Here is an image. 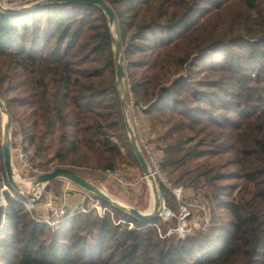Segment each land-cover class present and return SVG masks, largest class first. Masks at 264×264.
I'll list each match as a JSON object with an SVG mask.
<instances>
[{
	"label": "trees",
	"instance_id": "obj_1",
	"mask_svg": "<svg viewBox=\"0 0 264 264\" xmlns=\"http://www.w3.org/2000/svg\"><path fill=\"white\" fill-rule=\"evenodd\" d=\"M107 1L135 114L155 134L168 184L202 193L211 225L182 239L166 235L176 219L142 223L95 196L111 213L80 212L56 230L5 191L0 264H264V0ZM0 98L41 172L138 163L99 6L0 11ZM3 161L0 140L7 182ZM161 191L178 209L171 189Z\"/></svg>",
	"mask_w": 264,
	"mask_h": 264
},
{
	"label": "water",
	"instance_id": "obj_2",
	"mask_svg": "<svg viewBox=\"0 0 264 264\" xmlns=\"http://www.w3.org/2000/svg\"><path fill=\"white\" fill-rule=\"evenodd\" d=\"M55 3H78V4H88V5H96L99 6L103 12L106 14L108 18V23L112 32V42H113V51H114V61L116 65V83L119 88V93L121 97V106L123 109V114L126 122L127 132L130 139V144L132 150L140 163L142 172L144 177H147L148 180L151 181V187L153 190L154 196V205L151 211L140 210L136 207L131 206L130 204H126L124 202H118L115 196H112L110 193L106 192L103 188L93 184L92 182L85 179L75 170L69 167H56L51 171L43 172L38 177L33 180L34 185L42 184V190L45 189L47 184L56 180V179H65L85 190H88L92 194H94L97 198L101 199L112 205L114 208L123 211L134 218L138 219L142 223H148L154 221L158 218V212L161 207V190L159 188V184L157 183L156 177L152 174L150 170V165L141 150V147L138 143L137 135L135 133V129L131 123V119L129 116V103L125 97L126 95V78H127V70L124 56V47L123 42L120 36V30L118 27V17L115 13V10L111 6V4L107 0H36L31 3L22 5V6H14L16 5L14 2H11L10 6H3L0 3V11L3 13L14 14L21 13L26 10H30L39 6L47 5V4H55ZM114 28V31H113ZM0 108L3 111L4 115L7 116V123L5 124L6 135L2 142V152L4 157V167L6 172V179L8 184L19 194H22L27 200L35 201L39 199L41 192L38 195H33L32 193L26 192L23 190L21 186H19L15 181V174L13 169V161H12V141H11V126L12 119L11 115L7 109V106L3 99L0 98ZM10 121V124H9ZM10 130V131H9ZM3 185L2 180L0 179V186ZM0 187V221L2 219V198L4 197L5 191L7 189H2Z\"/></svg>",
	"mask_w": 264,
	"mask_h": 264
},
{
	"label": "rangeland",
	"instance_id": "obj_3",
	"mask_svg": "<svg viewBox=\"0 0 264 264\" xmlns=\"http://www.w3.org/2000/svg\"><path fill=\"white\" fill-rule=\"evenodd\" d=\"M11 1L14 0H0V3L3 6H10ZM36 0H21L20 3H16L14 6H22L28 3H31ZM16 2V1H15ZM114 31V28H113ZM228 49H230L229 46H222L215 48L212 52L205 54L202 57L203 61L212 60L216 56L219 50H222V52L227 53ZM233 51L237 52V55H242L241 50L234 48ZM126 63V62H125ZM126 85H127V78H126ZM126 94H128V103H129V116L131 119V123L135 129V133L137 135L138 131L136 129V126L134 125V122L131 117V109L133 111V114L135 115V108H132L130 106V102L132 100V97L129 95V91L126 89ZM5 102V101H4ZM6 104V103H5ZM4 113L0 108V140L1 144L3 142V133H4ZM140 122V130H142L148 137H150L151 140H153V137L155 134L151 135V132L148 131V129L144 128L142 123V119H139ZM144 125H148L146 122H144ZM20 130L14 125L12 122L11 126V141L12 146H16L20 141ZM155 145V144H154ZM157 148V147H156ZM28 152V151H27ZM30 154L32 153L31 150H29ZM13 169L14 174L17 176V182L19 184H22L24 186H27L29 181L32 182L36 177H38L43 172L33 171L31 169H20V163L17 158H13ZM118 172V174H121L124 176V178L127 181V185H123L116 179L115 176H112L110 172L101 171V170H86V171H80L79 173L81 176H83L88 181L92 182L93 184L103 188L106 192L110 193L112 196L118 197L120 200H122L126 204H130L133 207H136L142 211L149 209L151 205L152 200V190H151V181L144 178L143 172L140 166V163L138 161L134 162L132 159H127L123 163L120 164V166L115 170ZM77 172V171H76ZM78 173V172H77ZM166 175V174H165ZM167 177V176H166ZM157 179V178H156ZM3 185L0 187L1 190L4 189L5 186L8 187V192L20 200L27 201V198L22 196V194L17 193L4 179L2 180ZM157 183L160 184V181L157 179ZM159 188L161 190V185H159ZM190 191V190H189ZM41 192V190H40ZM192 193V192H191ZM193 194V193H192ZM48 196H53L55 198L56 203H62L65 201V203L68 205L69 210L77 209L80 205L82 206H88L89 204L93 203V196L91 192L88 190H85L65 179H56L45 187V189L41 192L39 199L33 201V210L36 214V217H45V210H44V202L46 201V198ZM202 198V193L199 194ZM24 197V199L22 198ZM5 198V197H4ZM167 198V197H166ZM167 200V199H166ZM207 205L210 211H212V207L210 203H208L207 199H203ZM95 201V200H94ZM168 203V201H167ZM169 207L173 208L172 206L168 205ZM3 211V209H2ZM97 212V211H96ZM84 213V212H82ZM98 213V212H97ZM111 213V212H110ZM77 214V213H76ZM113 216V214H112ZM125 226V225H124ZM54 229V228H53ZM60 229V228H59ZM58 230V229H56ZM198 231V230H197Z\"/></svg>",
	"mask_w": 264,
	"mask_h": 264
},
{
	"label": "built area",
	"instance_id": "obj_4",
	"mask_svg": "<svg viewBox=\"0 0 264 264\" xmlns=\"http://www.w3.org/2000/svg\"><path fill=\"white\" fill-rule=\"evenodd\" d=\"M16 1V2H15ZM21 0H14L11 2L20 3ZM126 89L129 91V95L132 97L131 92V84L129 83V79L127 78V85ZM130 106L134 108V101L133 99L130 102ZM131 117L136 126L138 131L137 139L138 143L143 151L149 165L152 174L160 181V184H166L171 191L173 192L174 196L176 197L179 207L178 209H173L168 206L166 196L161 191V207L158 212V217L161 218L163 221H169L172 219H176V223L171 226L168 230L166 235L174 234L177 235L179 238H186L190 234L194 233L197 230H207L209 229L212 221L211 211L208 208L207 203L203 200L201 196L192 194L189 189H186L182 186H173L171 187L170 184L167 182V177L162 170L161 166V158L163 153L160 149L156 148L150 137L146 135L142 130H140V122L136 116L133 114L131 109ZM21 137V135H20ZM28 151V152H27ZM12 154V161L13 158H17L20 163V169H31L33 171H39L37 168L33 167V159L32 155L30 154L29 150L25 148L22 144V137L20 138L19 143L16 146H12L11 149ZM110 174L115 176L118 182L123 185H127V181L121 174H118L117 171H111ZM144 177V176H143ZM148 179L147 177H144ZM4 189L8 190V187L5 186ZM94 200L93 203L89 204L88 206H79L77 209L69 210L68 205L64 202L56 203L55 198L53 196H48L46 201L44 202V210H45V217H36L38 221L45 223L46 225L54 228L59 229L62 227L64 221L69 218L73 217L76 213L84 212L87 213L90 210L96 209L98 214L103 217L107 213L110 212L109 206L104 205L99 199L93 196ZM3 204V211H2V219L0 221V234L4 225L7 220V201L3 197L2 198ZM24 204L29 210H33V201H24ZM120 223L128 226L129 228L134 227V223L132 221H123L121 220Z\"/></svg>",
	"mask_w": 264,
	"mask_h": 264
},
{
	"label": "bare ground",
	"instance_id": "obj_5",
	"mask_svg": "<svg viewBox=\"0 0 264 264\" xmlns=\"http://www.w3.org/2000/svg\"><path fill=\"white\" fill-rule=\"evenodd\" d=\"M4 117V122L5 124L7 123V116L6 115H3ZM9 124H10V121H9ZM10 131V130H9ZM5 135H6V131H5V125H4V133H3V139L5 138ZM15 181L16 183L21 186L23 188V190H25L26 192H29V193H32L33 195H38L40 193V190H42V184H38V185H34L33 184V181L28 183L27 186H24L22 184H19L17 182V176L15 175ZM151 190H152V187H151ZM152 200H151V205L149 207V211H151L153 209V205H154V196H153V190H152ZM117 199L118 202H123L122 200H120L118 197H115Z\"/></svg>",
	"mask_w": 264,
	"mask_h": 264
},
{
	"label": "crops",
	"instance_id": "obj_6",
	"mask_svg": "<svg viewBox=\"0 0 264 264\" xmlns=\"http://www.w3.org/2000/svg\"><path fill=\"white\" fill-rule=\"evenodd\" d=\"M142 125H143V127L146 129V125H144V122L142 123ZM190 192H191V190H190Z\"/></svg>",
	"mask_w": 264,
	"mask_h": 264
}]
</instances>
